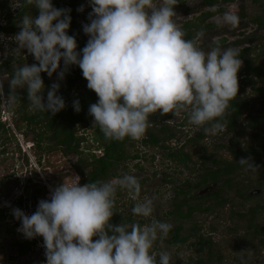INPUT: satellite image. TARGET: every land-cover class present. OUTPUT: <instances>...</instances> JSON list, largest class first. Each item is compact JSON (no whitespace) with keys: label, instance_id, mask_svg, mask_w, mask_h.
I'll list each match as a JSON object with an SVG mask.
<instances>
[{"label":"clouds","instance_id":"9594fccd","mask_svg":"<svg viewBox=\"0 0 264 264\" xmlns=\"http://www.w3.org/2000/svg\"><path fill=\"white\" fill-rule=\"evenodd\" d=\"M87 2L91 7L90 23L83 25V32L89 39L77 51L75 36L68 34L70 9L54 7L53 0H23L24 5L34 7L37 15L25 14L21 18L20 31L10 38L17 45L11 54L19 57L26 50L37 63L15 69L8 81L7 96L3 82L8 75L1 74L0 120L4 117L1 108L11 112L5 113L11 120L17 89L26 90L31 111L59 113L66 106L64 98L57 94L60 83L50 86L45 100L41 73L50 78L57 73V80L63 81L70 66L75 65L82 70L87 88L98 97L88 112L108 140H139L147 131L150 114L159 111L175 115L188 108V123L203 126L205 134L214 136L226 129L223 118L237 96V73L242 66L238 49H222L218 40L207 52L198 48L173 19L178 0ZM12 6L20 8L21 0H12ZM77 11L83 12L84 7ZM217 24L235 28L239 16L225 12ZM197 36L203 37L204 31ZM6 39L0 33V42ZM73 107L81 111L78 99ZM2 120L5 125L7 119ZM80 145L85 152L84 140ZM32 147V142L24 143V151ZM98 150L101 149L93 152L101 155ZM239 163L248 171L257 172L259 168L249 159L242 158ZM119 189L136 200L134 216H152L153 199H138L141 184L135 175L83 185L77 176L76 182H63L53 188L50 199L40 200L32 215L13 209L14 217L21 221L18 231L24 241L42 237L45 264H170L169 252L162 251L157 256L151 251L159 238L168 236L170 223L110 222L116 213Z\"/></svg>","mask_w":264,"mask_h":264},{"label":"trees","instance_id":"16d2710c","mask_svg":"<svg viewBox=\"0 0 264 264\" xmlns=\"http://www.w3.org/2000/svg\"><path fill=\"white\" fill-rule=\"evenodd\" d=\"M87 4V0H53L54 7L71 10V24L68 34L75 36L77 51L86 46L89 39L83 32V25L90 23L88 14L91 12V7ZM21 5L20 8L13 9L9 0H0V11L4 13L3 19L6 20L4 23L0 21V32L5 30L8 23L10 27L18 29V24L25 14L37 15L33 6L24 5L23 0H21ZM81 6L84 7V11H77ZM186 38L191 39L193 37H190L188 32ZM239 53L243 55V52L240 51ZM248 59L250 58L248 57ZM22 60L21 56L14 57L13 55L0 58V73L8 75L7 80H9L17 68L13 65L20 63V66H23ZM62 68L63 61H61ZM41 77L45 84L44 96L47 95V90L54 82L60 83V89L57 94L64 98L65 108L55 115L33 112L29 108L27 92L25 91L23 96L17 93L18 99L13 109L15 112L12 111L13 115H17L16 117L20 119V122L24 123L26 130L36 132L34 142L37 147L44 150H52V145L50 146V144H53L64 155L75 154L77 156L73 166L75 173L80 177L79 183L81 185L96 180H109L113 176H118L119 164L129 157L126 152V144L132 145L134 144L133 142L141 140L144 145L159 146L164 149L168 158L184 164L192 160V154L185 147L190 144L198 146L200 152L196 153L204 173L198 176L193 184L188 182L185 187L177 188L173 198L174 209L169 214L173 215L175 225L172 226V230L166 237L167 243L176 248L185 245L197 247V252L200 254L198 258L189 257L185 264H220L224 258L231 256L233 252L240 251L242 246H246L247 253L244 258L238 257L236 259L239 264H250V259H253L255 264H264V254L261 253L264 251V230H262L264 203L257 202L254 207L248 204L256 199H264V135L261 133V131H264V115H252L251 113V109L254 106L259 113L262 114L264 112V86L253 88V90L257 91L256 95L260 98V101L256 97L251 101L247 97L242 98L239 95L230 102V107L223 119L227 125L226 129L229 133L234 134L236 138H230L229 145L224 147L215 142L208 144L210 136L205 134L202 126L200 131L193 137L188 138L182 146L174 148L169 147L165 143L168 139L176 138L180 131L179 126H182L184 122H188V113H186L184 122L176 125L167 121L173 119L176 114L167 113L162 115L158 111L150 114L147 131L141 139L108 140L99 127L94 124V118L89 115V106L97 102L98 97L94 91L87 88V81L83 78L82 70L78 66H70L63 81L57 80V73H54L51 78L46 73H41ZM4 89L5 96H7L9 90L6 80L4 81ZM77 99L81 107L79 112H76L73 107V102ZM257 104L259 106H256ZM78 125L85 126L86 129L87 127L92 129V143L90 145H87L86 129H82L84 135H77L80 130ZM247 127L251 131L248 132ZM4 128L10 130V128L0 122V129ZM49 132H51V135H47ZM239 132L243 133L241 134L242 136H248V139L241 141ZM181 135H178V139ZM49 138L52 139V142L46 145L48 147H44L42 144L43 140H49ZM83 140L85 152L80 149V144ZM93 149H101L100 153L102 154H95ZM224 150L227 151L225 155L223 153ZM132 157L137 158L138 156L132 155ZM242 158L249 159L250 162L259 165L257 169L259 173L256 174L258 177L254 179L256 181L253 183L249 182L252 186L259 187V193H249L251 190L239 181L243 175L252 180L251 171L246 170V167L239 163ZM209 163V167H204V165L206 166ZM209 183L221 184H219L215 192H208L200 197L195 196L196 194L191 195L193 190L195 192L202 190ZM209 198L217 200L215 203L201 209L204 202ZM229 205H238L244 211L237 212L232 209L231 211H225ZM184 206L187 207L186 210H183ZM114 211L116 213H114L110 221L113 225L135 222L132 218H127L123 213L118 212L116 204ZM196 212H199L198 215L201 214L204 218L212 214H216V217H218L207 229V235L204 234L203 225L197 221H194L191 227L187 226L189 220L195 219ZM221 217L230 218L234 226V228H231V231H233V243H231L229 238L226 241L223 239L222 244L219 245L213 238L214 236H212L218 229L217 225ZM4 218L0 212V220ZM138 223L143 225L141 221ZM14 228L6 227V231L13 233ZM240 229H246V231L242 235H238L237 230ZM36 244V238L18 242L16 257L26 255ZM227 248L228 251H226Z\"/></svg>","mask_w":264,"mask_h":264},{"label":"rangeland","instance_id":"374dc122","mask_svg":"<svg viewBox=\"0 0 264 264\" xmlns=\"http://www.w3.org/2000/svg\"><path fill=\"white\" fill-rule=\"evenodd\" d=\"M198 0H190L191 3L197 2ZM10 5L12 6V0H9ZM88 5V4H87ZM14 9V7L12 6ZM2 11H0V21L6 22L3 19ZM194 16L192 14L187 15L185 17H178L174 21L177 24L183 23L186 19H190ZM20 28L14 29L8 26L5 30L1 31L6 39L4 42H0V58H5L9 55H12V49L17 47L15 42L11 40V37H14ZM208 31V30H207ZM199 40H195L196 46L201 48L204 51H209L211 47L215 46V38L211 35V33H205L203 37H197ZM222 49L232 48L231 45L221 46ZM252 55L256 54V52H251ZM23 62L21 63L28 64L31 66L33 63H37L32 56H30L26 50H24ZM245 63L242 62V66L237 73L239 76L242 73V69H245ZM14 67H19V64H14ZM257 67L255 70H252V67ZM249 82L238 85L239 87L244 88L243 93L240 95L243 98V95L252 101L255 97H257V91L253 90V88L263 87L264 86V55L258 59L257 57L253 61V64L250 66ZM254 77V78H253ZM0 79L4 81V75L0 73ZM9 80H6V84H8ZM257 82V84H256ZM4 83V82H3ZM8 92H10L8 85ZM24 89H17V93L19 95H24ZM79 92V91H78ZM263 95V94H262ZM46 100V96H45ZM256 106H259L257 104ZM11 111H14L13 109ZM187 111H190V108L182 110L179 114H176L173 119H169L173 124H180L184 122ZM6 112H11L4 108H1V114L7 119L5 126L10 125L12 128L9 129H0V206L4 208L0 209L1 214L5 217L3 220H0V264H45V248L43 246L42 237H36L38 239V243L33 247V249L23 257H16L17 243L19 240H24V235L18 231L21 226V221L16 219L13 215V209H20L22 211H27L26 215H32L38 206V202L40 200L50 199L51 190L56 186H59L63 182H76L77 174L74 171V162L77 160V156L75 154L64 155L57 146L50 144L52 150H44L39 148L34 143L35 131L26 130L24 127V123L20 122V119L15 115L11 116V120L8 121L9 116H6ZM15 112V111H14ZM183 112V113H182ZM252 115H264V112L259 113L254 106L251 109ZM2 120V118H1ZM0 120V121H1ZM3 122V120H2ZM3 124V123H2ZM244 127V125H242ZM78 125L79 131H83L82 129H86L84 126ZM202 126L191 125L188 122L183 123L182 126H179V134H182L178 139V135L176 138L168 139L166 141V145L169 147H180L182 144L188 140V138L193 137L196 133L200 131ZM225 129L223 132L218 133L217 135L211 136L209 135L208 144H212L215 142L216 144L222 145L226 147L230 143V138H236L234 134L229 133ZM37 131V130H36ZM79 131L77 135H79ZM92 129H86L87 133V145H90L92 138ZM247 131H251L249 127H247ZM82 133V132H81ZM240 135L243 134L239 132ZM264 135V131H261ZM224 134V135H223ZM47 135H51L49 132ZM51 137V136H50ZM248 137V136H247ZM246 136H240L239 139L241 141L248 139ZM46 138V137H45ZM32 142V149H27L24 151V143ZM52 139L43 140L42 144L44 147L48 143H51ZM134 144H126V152L129 154V157L121 161L118 166V176H113L109 178V180H115L117 177H121L125 174L135 175L141 184V192L139 194L138 199L143 200L145 198H151L154 202V210L151 217L144 218L139 216H134L132 213V207L136 203V200L133 199L132 195L128 193L124 189H119L116 196V207L119 210L118 212L123 213L127 218H132L135 222H143V224L150 223L152 220L165 221L170 223L172 226L175 225V221H173V215H169L170 211L174 209L173 206V198L175 192H177V188L185 187L189 182L193 184L197 177L204 173L203 169L200 167V163L198 161V155L196 152H200L198 146L195 145H187L185 149L192 154V160L187 164L177 163L174 160H171L166 155L164 149L159 146L153 145H144L141 140L133 142ZM196 150V151H195ZM226 150L223 151L224 155L226 154ZM132 155H137V158H133ZM209 167V164L204 165V167ZM259 172L251 171L252 180L248 177H241L239 181H241L248 189L251 191L249 193H259L260 189L257 186H252L249 182L253 183L256 177V174ZM79 177V176H78ZM80 180V177H79ZM238 180V179H236ZM221 183H209L204 189L192 191L191 195L202 196L207 194L208 192H215ZM178 189V190H179ZM217 199L209 198L204 202V205L201 207L203 209L205 206L215 203ZM257 202L264 203V199H256L250 201L248 204L251 206H256ZM186 206L183 207V210H186ZM228 209L225 211H237L243 212L244 209L238 205H229ZM4 211H10L5 214ZM199 212H196L195 219L189 220L187 226L193 224V222L197 221L199 224H202L204 227V234H206L207 229L211 226V224L217 220L216 214H212L207 216L206 218L203 215H198ZM264 217V215H263ZM204 218V219H203ZM132 223H127V225H131ZM262 230L264 229V223L262 224ZM15 227L13 233L7 232L6 227ZM218 229L212 234L213 238L216 240L219 245L222 244V240L226 241L230 238L231 243H233V231L231 228H234L230 218H222L219 220V224L217 225ZM246 229L237 230L238 235H242ZM167 238H159L153 246L152 254L157 255L162 251H167L171 255L170 264H185L189 257L198 258L200 255L197 252L196 246H182L176 248L166 241ZM228 251V248L226 249ZM247 253L246 246H242L241 250H237V252H233L231 256L224 258L220 262V264H239L237 262V258H244ZM264 254V251L261 252ZM250 264H255L253 259H250Z\"/></svg>","mask_w":264,"mask_h":264},{"label":"flooded vegetation","instance_id":"af4514ba","mask_svg":"<svg viewBox=\"0 0 264 264\" xmlns=\"http://www.w3.org/2000/svg\"><path fill=\"white\" fill-rule=\"evenodd\" d=\"M174 11L176 12L174 20L190 14L194 16L178 24L186 35L188 32L190 33V37H193L191 39L199 40L197 33L203 30L204 34L211 33L215 41L220 42V46L228 44L232 48L238 49L239 52H243L239 58L246 65L245 69H242V73L237 76V80L238 85L243 83L247 85L251 78L249 75L250 66L256 57L260 59L264 55V0H198L194 3H191L190 0H178ZM229 11L235 12L239 16V24L235 28L230 25L219 26L217 24V20ZM251 52H256V54L252 55ZM255 68L257 67H252V70ZM243 90L244 88L239 87L237 96L241 95ZM243 97L245 98L244 95ZM0 209L4 210L1 206ZM4 212L6 214L10 211ZM22 241L24 240L18 242Z\"/></svg>","mask_w":264,"mask_h":264},{"label":"built area","instance_id":"2783aa9c","mask_svg":"<svg viewBox=\"0 0 264 264\" xmlns=\"http://www.w3.org/2000/svg\"><path fill=\"white\" fill-rule=\"evenodd\" d=\"M3 120H6V118H5V117H3ZM97 152H98V153H100L101 151H100V150H98Z\"/></svg>","mask_w":264,"mask_h":264},{"label":"water","instance_id":"95a60500","mask_svg":"<svg viewBox=\"0 0 264 264\" xmlns=\"http://www.w3.org/2000/svg\"><path fill=\"white\" fill-rule=\"evenodd\" d=\"M264 230V229H263Z\"/></svg>","mask_w":264,"mask_h":264}]
</instances>
